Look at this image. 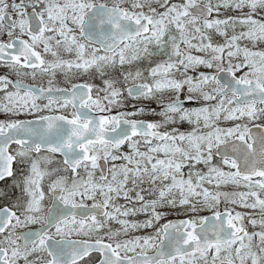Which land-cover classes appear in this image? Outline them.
Here are the masks:
<instances>
[{
	"label": "snow or ice",
	"instance_id": "snow-or-ice-1",
	"mask_svg": "<svg viewBox=\"0 0 264 264\" xmlns=\"http://www.w3.org/2000/svg\"><path fill=\"white\" fill-rule=\"evenodd\" d=\"M258 45L264 0H0V264H264Z\"/></svg>",
	"mask_w": 264,
	"mask_h": 264
},
{
	"label": "flooded vegetation",
	"instance_id": "flooded-vegetation-1",
	"mask_svg": "<svg viewBox=\"0 0 264 264\" xmlns=\"http://www.w3.org/2000/svg\"><path fill=\"white\" fill-rule=\"evenodd\" d=\"M139 63H140V66H141V67H146V66H147V62H146V61H145V62H139ZM4 73H5V69H4L2 66H0V74H4ZM12 78L14 79V77H12ZM94 79H96L97 81H99V83H101V81H100L99 78H93V77L84 76V75H80V76L74 78V79L72 80V83H80V82H85V81H87V82H89V83H93V84H95V83H94ZM28 82H29V83H33V81H31V80H29ZM38 82H39V81H37L36 83H38ZM44 83H45V86H47V85H46V80H45ZM55 84H56V86H58V87H62V88L70 87V84H69L68 82H66V80H65V78H64V75H63L62 73H59V72H58V74H57ZM3 95H4V93H3V92H0V97H3ZM93 95H94V96L96 95L95 90L93 91ZM101 95H102V93H101ZM46 102H47V101H44V103H46ZM197 106H198V105H197ZM197 106H195V107H197ZM125 107L128 108V109L130 110V106L126 105ZM122 110H123V109H122ZM67 111H68V112H71V108L69 107V109H68ZM112 111H113V114H115L116 109H113ZM45 114H47V113H45ZM21 118L23 119V118H25V117H21ZM28 118H31V117H28ZM135 118H137V119H145V118H146V119H158V117H154V116H151V115L138 116V117H135ZM254 123H260V122H254ZM263 123H264V121L262 122V124H263ZM188 125H189V124H186V122H184V123L180 126V130H181V131H188ZM16 147H17L16 145H12V149H13V150H15ZM120 151H121L122 153H123L124 151H127V152H128L129 149H128L127 145H124V146L121 147V150H120ZM18 159H19V158H18ZM60 161H62V157H61L59 154H57V155L55 156V158H54V162H53L52 164H50V165H45V164L41 163V169H42V170H44V169L51 170L52 168L62 167V164L58 163V162H60ZM112 163H113L112 161H109V162H108L109 168L112 166ZM115 163H116V164H120L121 162H120V161H116ZM12 167H13L14 177H15L16 179H19V176H20L19 169L21 168V165H19L17 162L14 161ZM23 167H24V172H25V174H27L28 171H29V169H30V165H25V166H23ZM62 174H63V173H62ZM67 175L70 176L71 174H70V173H67ZM54 178H55V176H53V177H47V176H46V177L43 179L42 184H43L45 187H47V185L50 183V180H51V179H54ZM13 181H14V178H13V177H5V179L2 180V181L0 182V186H1L3 183L8 182V185H7L6 190H8L9 193L11 194L10 197H9L8 199H5L4 202L0 204V206H3L5 203H8L10 199H14V198H15L14 192H13V190H12V184H13ZM88 203H89V202H88ZM90 203H91V202H90ZM30 227L35 228V227H38V226L33 225V226H30ZM18 231H20V230H18ZM98 258H99V255H98L97 253H94V252H93V253L91 254V260H89L88 258H85V261L83 262V264H92V263H94V261H96ZM18 264H24L23 259L19 260V261H18Z\"/></svg>",
	"mask_w": 264,
	"mask_h": 264
},
{
	"label": "rangeland",
	"instance_id": "rangeland-1",
	"mask_svg": "<svg viewBox=\"0 0 264 264\" xmlns=\"http://www.w3.org/2000/svg\"><path fill=\"white\" fill-rule=\"evenodd\" d=\"M8 2L11 3V0H8ZM97 2H107V3H112L113 0H97ZM170 2H172V3H180V2H183V0H170ZM216 2H217V0H213V3H216ZM153 6H156V5H153ZM10 10H11V9H10ZM159 10H160V11H163V9H159ZM145 11H147V9H145ZM214 18H216V17H215V14H214ZM219 18L223 19L224 17L221 16V17H219ZM240 29H241L240 27H237L236 31L238 32ZM229 32L231 33V30H229ZM25 38H26V37H25ZM216 39H217V38H216ZM194 54H196V53H194ZM66 58H69V57H66ZM199 70H200V71H204V72H208V71H210V70H208V69H206V68H203V67H201ZM245 70H246V69H242V70L238 71V72L240 73L239 75H242V74H243V71H245ZM190 74H191V73H190ZM94 83H95V85H100V86H102V84L99 83V81H97L96 79H94ZM4 118H5V115H4L2 112H0V119H4ZM263 121H264V119L255 120V121H248L246 118H242L241 120L236 121V122H238V123H246V124L250 125V124H252L253 122H260V123H262ZM233 123H234V122H231V121H230V123H221V126H224V127L232 126ZM186 124H188V123L186 122ZM263 124H264V123H263ZM189 125H190V124H189ZM191 128H192V125H190V129H189L188 131H191ZM141 150H143V149H141ZM124 152H127V151H124ZM117 165H119V164H117ZM199 167H200V169H202L201 165H200ZM226 170H227V169H226ZM13 183H14V181H13ZM7 185H8V182H5V183H3V184L0 186V193H3L4 191H8V190H6ZM12 190H13L15 196L20 195L19 189H13V188H12ZM220 190H221V191H233V190H245V189H243V188L235 189L233 186H229V187H227V188H221ZM8 192H9V191H8ZM4 200H5V198L2 197V196H0V204L3 203ZM120 200H121V203H122V204H125V201H124L123 199H120ZM90 202H91V201H89V203H90ZM221 207H224L223 204H221ZM204 211H205V214H206V213H211L210 210H204ZM234 211H240V212L247 213V212H249L250 210H248V209H244V208H242V207H235V208H234ZM200 215H204V214H200ZM174 216H178V215H169L168 217H166V219H168V218H172V217H174ZM128 219L131 220V219H135V218H128ZM136 219H137V220H143V219H145V216H144L143 214H138V216H137ZM164 221H165V220H162L161 223H163ZM243 224H244V226L247 228V230H248L249 232L253 231V230H250L251 225L249 224V222H248L247 219L244 220ZM111 226H112L113 228H117V227H119V225L116 224L115 222H113ZM150 232H151V230H146V231H145V230H138V231L130 232V233H129V236H133V235H145V234H149Z\"/></svg>",
	"mask_w": 264,
	"mask_h": 264
},
{
	"label": "trees",
	"instance_id": "trees-1",
	"mask_svg": "<svg viewBox=\"0 0 264 264\" xmlns=\"http://www.w3.org/2000/svg\"><path fill=\"white\" fill-rule=\"evenodd\" d=\"M241 30H243V29H240L239 31H241ZM239 31H238V32H239ZM229 34H231V33L229 32ZM222 40H223L222 37H217V41L222 42ZM242 43H244V42H242ZM248 46L251 47V44H248ZM258 48L264 49V45H258ZM201 167H202L201 170L206 171V169L204 168L203 165H201ZM118 203H119V204H122V203H121V200H119ZM122 205H123V204H122ZM222 208H223V207H221V209H222ZM200 214H205V211H202ZM137 216H138V215H137ZM137 216H135V217H128V218H135V219H136ZM250 230H253L252 226L250 227ZM255 230H256V231H259L260 229H259V227L257 226V228H256Z\"/></svg>",
	"mask_w": 264,
	"mask_h": 264
},
{
	"label": "water",
	"instance_id": "water-1",
	"mask_svg": "<svg viewBox=\"0 0 264 264\" xmlns=\"http://www.w3.org/2000/svg\"><path fill=\"white\" fill-rule=\"evenodd\" d=\"M31 10H29V12H30ZM194 105H197V104H188V105H186V106H194ZM254 125L255 124H251L250 126H249V128L253 131V133H256L258 130L254 127ZM261 125V124H260ZM101 163H103V161L101 162ZM107 167H109V165L107 164ZM205 216H211V213H209V214H206ZM183 218H185V217H175V218H172V220H175V219H183ZM247 230V229H246ZM22 231V230H21ZM94 253H96V252H94ZM99 255V254H98ZM99 259V258H98ZM97 259V260H98ZM96 260V261H97ZM92 264H95V261H94V263H92Z\"/></svg>",
	"mask_w": 264,
	"mask_h": 264
}]
</instances>
